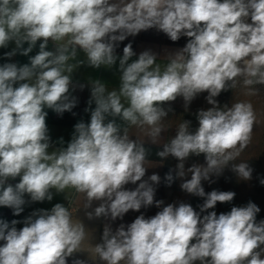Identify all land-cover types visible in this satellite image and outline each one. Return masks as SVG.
Returning <instances> with one entry per match:
<instances>
[{
    "label": "clouds",
    "instance_id": "9594fccd",
    "mask_svg": "<svg viewBox=\"0 0 264 264\" xmlns=\"http://www.w3.org/2000/svg\"><path fill=\"white\" fill-rule=\"evenodd\" d=\"M152 28L173 42L189 39L163 68L150 51L129 63L135 53L127 44L119 58V88L91 81L88 103L94 101L95 108L90 122L74 126L67 147L49 151L45 109L62 115L76 106L71 74L85 63L76 60L78 49L89 66L110 68L118 59V42ZM38 41L39 51L29 63L0 65V206L18 216L26 194L32 202L51 201L52 189L66 188L84 194L85 209L100 202L86 213L89 219L115 221L129 210L153 205V185L160 177L143 179L148 150L130 138L127 126H149L155 144L168 114L162 105L177 97L187 104L207 92L213 106L198 112L199 127L193 132L183 121L157 152L161 159L171 156L179 162L178 178L186 176L190 156L204 155L206 166L188 168L191 178L180 185L205 198L200 211L181 202L150 218L142 214L114 232L106 224L94 251L103 264H264V220H256L260 208L249 202L217 215L208 210L236 194L206 193L201 183L220 175L251 141L252 104L238 101L221 108L214 98L235 89L238 77L245 87L264 85V0H0V48L14 44L4 55L11 58L19 51L28 56ZM49 42L53 50H47ZM231 168L240 179H251L247 162ZM17 177L18 183H9ZM166 181L169 186L173 182L171 172ZM137 182L134 190H126L125 185ZM162 203L155 201L158 208ZM17 223L0 219V264H68L85 238L84 224L74 223L60 203L33 212L19 230ZM72 264L86 262L75 259Z\"/></svg>",
    "mask_w": 264,
    "mask_h": 264
},
{
    "label": "crops",
    "instance_id": "0c3cea01",
    "mask_svg": "<svg viewBox=\"0 0 264 264\" xmlns=\"http://www.w3.org/2000/svg\"><path fill=\"white\" fill-rule=\"evenodd\" d=\"M248 22H251L250 18ZM188 39V37L182 36L178 41L173 42L166 34L158 31L155 28L141 31L139 34L135 36H128L124 41L117 43L115 53L118 59L116 63L110 68L104 66H101L100 68H94L89 66L86 63V56L78 49L76 60H84L85 63L79 65L71 74L73 86L70 88V93L77 99L76 106L70 112L66 111L62 115L55 113L51 109H45V111L48 113L46 117V124L49 129L50 136L49 151H53L61 147H67V144L70 142L74 133V126L81 121L85 123L90 122L91 110L95 108L94 101L90 106L88 103L91 98V81L99 80L101 83L105 84L109 90L113 88H119L121 76V72L119 71V58L122 57L123 48L127 44L131 43L132 49L135 53V55L130 58L129 63L138 59L140 53L144 51H150L156 55L157 62L163 68V66L168 62V56L182 49L186 45ZM40 42L41 41L37 42L36 46L33 48V51L29 53L28 56L21 55L18 51L17 54L11 58L6 57L4 54L6 52L12 51L14 44H10L7 48H0V65H3L4 63H16L18 66H21L29 63V58L38 53ZM24 47L26 48L27 44H25ZM53 48L54 44L49 42L47 50H53ZM69 62L76 63V61ZM81 85H83V88H81ZM231 93L232 89L230 91V95ZM199 95L208 96V93L202 92L198 94V96ZM190 103L191 101L187 104ZM185 104L186 102L184 101L183 97H177L175 101L166 102L162 105L166 110H168V114L161 121V126L164 130L157 138L155 144L151 142V138L148 135L151 130L149 126H127L130 138L143 143V146L148 150L145 161V167H147V170L143 179L148 180L152 174H158L160 177L159 184L153 185V187L156 189L153 205L142 207L139 211L129 210V212H127L122 219L117 218L115 221L105 217L89 219L86 213L93 212L94 209L99 206L100 202L94 201L91 207L85 209L83 208L85 202L84 194L77 193L75 189L72 188H66L64 192H56L55 189H52L51 192L53 198L51 201L44 200L43 202H32L30 197L26 194V203L22 206L23 212H21L18 216L13 215L12 209L0 206V219L6 220L9 222V224H11L12 220H17L18 223L16 224V227L19 230L24 226V220L33 212L41 209L51 210L55 204H63L65 207H68L69 211L72 213L73 222H82L85 226V238L80 246V249L78 250L79 252L74 253L73 256L67 258L68 264H72V261L75 259L84 260L86 264H103V262L98 259V256L94 251V245L97 243H102V234L106 224L110 225L114 232L121 224L127 226L134 222V220L142 214L145 216V218H150L168 204H175L178 206L181 202L190 204L194 210L199 212L192 204V194L186 193L180 187L184 180H187V177L189 176V173H187V168L185 167L186 176L183 178H178L176 176L175 168L179 162L171 156H169L167 159H161L157 156V152L163 150V145L170 142V140L176 136L178 128L176 124L179 126V124L183 121H187L186 118L182 116V112L188 113L191 112L189 111L190 109L195 110ZM191 104L193 107L201 106V104L196 103L194 99L193 103ZM125 106H127L126 102ZM202 107L203 109L200 108L198 110H206L204 106ZM86 109H88V111H86ZM111 119L113 118H107V120ZM115 119L116 123L120 124L123 128L124 122L119 117ZM185 164L186 163H184V165ZM170 172L173 175V182L169 186L166 181V174ZM18 182L19 177H17L15 180L9 181V183L13 185ZM138 184L139 182H137V184L129 183L125 185V188L126 190H134ZM155 201H162L163 203L158 208L156 207ZM199 204L200 206L202 205V200ZM3 243L4 241H0V246H2Z\"/></svg>",
    "mask_w": 264,
    "mask_h": 264
},
{
    "label": "rangeland",
    "instance_id": "374dc122",
    "mask_svg": "<svg viewBox=\"0 0 264 264\" xmlns=\"http://www.w3.org/2000/svg\"><path fill=\"white\" fill-rule=\"evenodd\" d=\"M243 77H238L237 87L232 89L231 95L228 97H215L214 99L219 103L221 108L225 105L231 106L232 103L238 101H244L251 103L255 112L256 120L253 126L252 138L246 148L240 153L239 157L231 161L229 166L226 167L220 175L212 174L209 180H203L202 186L206 193L212 190L217 191H232L235 192V197L231 202L220 203L218 202L214 209L208 211H215L217 215L220 213H226L231 210L233 206H246L249 202L255 203L260 212L257 213L256 220H264V85H252L245 87L243 85ZM251 93V94H249ZM206 95H197L194 98L196 103H200V107H193L191 103L185 104L188 107H192L195 110L190 109L188 113L182 112V116L189 121V127H199L197 114L203 109L202 106L208 110L213 105L207 102ZM226 101V103H224ZM193 113V114H192ZM180 115V113H179ZM178 127V124H176ZM241 162H247L249 167L253 170L251 179L242 180L238 175L232 171L231 164H239ZM184 167L187 169L193 165H205L199 161L198 158H189L185 162ZM206 166V165H205ZM187 179L191 178V173ZM188 175V174H187ZM202 199V204L204 203Z\"/></svg>",
    "mask_w": 264,
    "mask_h": 264
},
{
    "label": "trees",
    "instance_id": "16d2710c",
    "mask_svg": "<svg viewBox=\"0 0 264 264\" xmlns=\"http://www.w3.org/2000/svg\"><path fill=\"white\" fill-rule=\"evenodd\" d=\"M230 91H231V89H228L227 91H222L221 93H220V95L218 96V97H220V96H222V94H223V97L225 96V97H228L229 95H230ZM224 103H226V101H224ZM219 104V103H218ZM220 106V105H219ZM221 107V106H220ZM196 130V127H191V131H195ZM189 158H198L203 164H205L206 165V161H205V157H204V155L203 154H201V155H199V156H195V155H192V156H190ZM192 197V204H193V206L198 210V211H200V201L202 200V199H204V198H202V197H198V196H194V195H192L191 196ZM205 214H207V213H201V215L203 216V215H205Z\"/></svg>",
    "mask_w": 264,
    "mask_h": 264
}]
</instances>
